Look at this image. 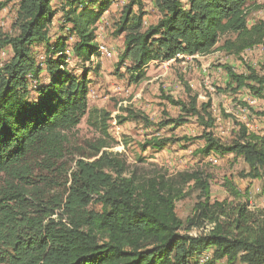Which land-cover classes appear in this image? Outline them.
Listing matches in <instances>:
<instances>
[{
  "label": "trees",
  "instance_id": "obj_1",
  "mask_svg": "<svg viewBox=\"0 0 264 264\" xmlns=\"http://www.w3.org/2000/svg\"><path fill=\"white\" fill-rule=\"evenodd\" d=\"M14 1L17 33L0 29V48L9 46L13 52L0 65V264H198L199 256L207 264H264V208H251L249 188L242 191L227 179L236 203L212 199L211 176L203 169L139 175L105 141L75 157L70 171L69 132L87 116L107 135L111 112L89 105V74L98 68L76 74L67 63L70 57L87 63L102 56L98 23L114 0ZM145 1L129 0L114 24L115 34L124 36L117 70L125 67L123 75L131 84L145 77L153 61L216 50L240 57L264 44V19L249 24L252 0H150L160 15L144 28ZM58 15L61 32L53 33ZM224 68L228 80L223 91L264 99V67L248 65L241 73ZM164 98L179 108L177 117L155 123L123 106L116 121L156 126L159 132L195 117L202 132L147 137L142 150L197 142L194 152L201 159L233 154L247 165L241 178L264 179V133L236 121L233 139L225 141L213 131L210 97L201 102L197 94L186 100ZM242 104L250 121L264 119V108ZM38 168L56 180L37 178ZM64 175L63 192L45 197L39 183L52 188ZM193 192L199 193L193 214L182 219L177 203Z\"/></svg>",
  "mask_w": 264,
  "mask_h": 264
},
{
  "label": "rangeland",
  "instance_id": "obj_2",
  "mask_svg": "<svg viewBox=\"0 0 264 264\" xmlns=\"http://www.w3.org/2000/svg\"><path fill=\"white\" fill-rule=\"evenodd\" d=\"M128 1L114 0L111 10L104 13L98 23L99 44L107 47L109 55L93 58L94 60L87 63L72 57L68 60V67L74 69L76 74H81L88 67L98 68L97 72L92 71L89 74L92 81L89 105L91 108L111 112V120L107 122L109 125L107 135L102 133L91 121H88L87 116L75 129L69 132L66 150L68 151L67 162H70V166H72L70 171L73 170L74 162L72 160L75 157L80 158L82 152L90 153L91 145L105 141L110 146L109 150L120 153L122 158L127 161L129 169L137 168L139 175H151L154 171L173 175L179 171L201 168L211 176L212 199L236 203L225 185L228 179L242 191L249 188L248 198L251 208H264V179L241 178L239 172L247 169V165L241 157H235L233 154L222 156L217 153V155L211 154L209 158L203 160L194 152L200 144L197 142L188 144L186 141L181 144H170L161 151L151 148L142 150L140 143L147 137L155 135L194 137L200 135L202 128L195 117L176 129L171 130L168 126L159 132L156 126L146 129L142 123L135 121L119 124L115 118L116 114L122 113L119 110L120 107L130 106L157 123L167 116L177 117L181 113L178 107L167 102L164 98L165 95L186 100L190 94H197L200 102L206 101L208 97L211 98L212 112L216 119L213 131L223 140L233 139L235 135L233 131L238 129L236 121L247 123L251 130L264 133V119L251 117L253 119L250 121L247 114L248 109L244 108L242 104L247 103L256 109H261L264 108V99H254L245 91L237 94L223 91L228 80L224 65L232 67L238 73L245 72L248 65L260 70L261 67H264V44L246 50L240 57L226 50H216L210 54L195 57L180 55L178 61H153L145 68V77L140 82L131 84L124 76L125 67L117 70L119 57L124 48V36L116 35L114 27ZM5 3L7 4L3 5ZM250 4L249 24L258 19H264V0H252ZM17 8V1L0 0V29L2 32L10 35L17 33L15 26ZM134 9L137 10V7ZM144 10L146 11L144 28H147L157 22L160 13L150 0L145 1ZM59 18L60 15L55 19L53 33L61 32L56 27ZM224 39L225 37L220 40L218 46L223 44ZM70 41L72 43L73 39ZM12 54L11 47L0 48V65ZM183 144L186 145L185 148H183ZM37 170V178L50 179L52 183L56 180V175L53 173L41 172L39 168ZM64 181L65 175L59 179L60 185L56 184L49 188L44 185L45 181L39 185H41L45 197L49 195L52 197L63 192ZM198 195V192H193L177 203V213L182 219L193 214ZM197 231L196 229L192 233L197 234ZM204 260L205 257L199 256L197 262L198 264H207V260ZM223 263L226 264L223 260L218 262V264Z\"/></svg>",
  "mask_w": 264,
  "mask_h": 264
},
{
  "label": "bare ground",
  "instance_id": "obj_3",
  "mask_svg": "<svg viewBox=\"0 0 264 264\" xmlns=\"http://www.w3.org/2000/svg\"><path fill=\"white\" fill-rule=\"evenodd\" d=\"M104 46H105V45L101 44V49H100V50H102V55H106V54L109 55L110 53L108 52L107 47H105V49H103Z\"/></svg>",
  "mask_w": 264,
  "mask_h": 264
},
{
  "label": "built area",
  "instance_id": "obj_4",
  "mask_svg": "<svg viewBox=\"0 0 264 264\" xmlns=\"http://www.w3.org/2000/svg\"><path fill=\"white\" fill-rule=\"evenodd\" d=\"M103 49H105V46H104V48ZM100 52H102V50H100ZM209 252H212L211 250H208ZM224 261V260H223ZM224 264V263H223Z\"/></svg>",
  "mask_w": 264,
  "mask_h": 264
},
{
  "label": "crops",
  "instance_id": "obj_5",
  "mask_svg": "<svg viewBox=\"0 0 264 264\" xmlns=\"http://www.w3.org/2000/svg\"><path fill=\"white\" fill-rule=\"evenodd\" d=\"M209 252V251H208ZM211 252H209V254H210Z\"/></svg>",
  "mask_w": 264,
  "mask_h": 264
}]
</instances>
